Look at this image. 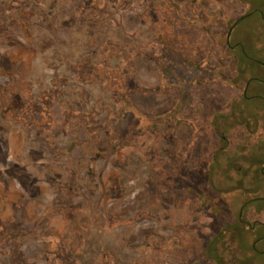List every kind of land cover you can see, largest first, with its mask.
Masks as SVG:
<instances>
[{"label": "rangeland", "instance_id": "1", "mask_svg": "<svg viewBox=\"0 0 264 264\" xmlns=\"http://www.w3.org/2000/svg\"><path fill=\"white\" fill-rule=\"evenodd\" d=\"M0 264H264V0H0Z\"/></svg>", "mask_w": 264, "mask_h": 264}, {"label": "trees", "instance_id": "2", "mask_svg": "<svg viewBox=\"0 0 264 264\" xmlns=\"http://www.w3.org/2000/svg\"><path fill=\"white\" fill-rule=\"evenodd\" d=\"M231 47H233V45H232ZM249 86H250V85H248V88H247V90H246V92H245V96L249 94V93H248V92H249ZM219 133H220L219 135H223V134H224V133L222 134V132H219ZM224 137H225V134H224ZM221 139L224 140V138H221ZM224 142H225V141H224ZM224 146H225V145H224ZM224 146H223V148H224ZM239 220H240V221H244V220L242 219V216L239 217ZM212 253H213V252H212ZM211 256H212L213 258H215L217 255L214 256V254H211Z\"/></svg>", "mask_w": 264, "mask_h": 264}]
</instances>
